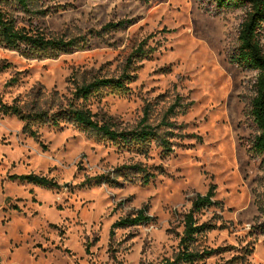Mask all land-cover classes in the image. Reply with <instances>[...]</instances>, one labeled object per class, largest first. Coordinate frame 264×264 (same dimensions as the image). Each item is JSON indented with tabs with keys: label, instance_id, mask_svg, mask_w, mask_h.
<instances>
[{
	"label": "rangeland",
	"instance_id": "1",
	"mask_svg": "<svg viewBox=\"0 0 264 264\" xmlns=\"http://www.w3.org/2000/svg\"><path fill=\"white\" fill-rule=\"evenodd\" d=\"M0 4L19 26L36 25L78 45L55 57L0 45L2 102L45 101L57 93L67 104L75 81L119 77L143 41V53L131 60L136 78L128 91L105 90L85 103L96 119L132 130L147 106L156 124L176 95L192 102L176 116L184 138H174L178 143L167 152L152 142L145 155L68 122L32 125L33 136L24 120L0 112L1 264L157 263L178 250L183 215L211 186L220 205L199 214L215 226L200 246L216 252L197 264H264V236L251 231L264 163L248 153L255 129L245 114L256 73L228 59L243 10L216 14L208 0H36L31 13ZM114 23L120 24L108 27ZM136 164L154 174L147 185L129 169ZM31 173L60 188L11 178ZM99 177L101 184L83 185ZM140 209L149 222L113 228ZM240 256L244 263L231 261Z\"/></svg>",
	"mask_w": 264,
	"mask_h": 264
},
{
	"label": "trees",
	"instance_id": "2",
	"mask_svg": "<svg viewBox=\"0 0 264 264\" xmlns=\"http://www.w3.org/2000/svg\"><path fill=\"white\" fill-rule=\"evenodd\" d=\"M3 4L11 3L13 8L20 11L33 12V4L36 0H1ZM147 1V0H143ZM216 14L229 10H243L244 16L239 25L235 44L228 51V59L239 67L256 73L253 83V95L250 98L245 114L255 129V134L248 144V153L253 158H259L264 163V0H208ZM6 2V3H4ZM37 13V12H36ZM42 14V12H38ZM120 24V23H119ZM119 24H110L108 27H118ZM75 39H65L63 36H55L47 33L38 26H19V21L8 8L0 4V45L5 48L18 51L25 56L55 57L60 52H68L75 49ZM77 45V46H76ZM145 41L141 42L128 58L129 66L119 77L92 76L86 81H75L72 99L63 104L57 93L49 96L48 100L32 99L29 103L6 104L0 99V112L6 115L17 116L24 120V131L36 136L31 130L32 125H49L61 127L68 122L79 127L98 138L110 140L120 148L134 151L139 154H147L151 143L155 142L163 151H171L176 145L174 138H184L183 125L178 123L176 116L179 112L185 113L191 101L182 95H176L172 104L168 107L163 117L156 124L149 122L150 107L144 108V115L137 126L132 130H118L109 122H100L96 119V113L88 108L85 103L91 99H100L104 91L120 94L126 93L128 85L136 76L130 72L134 70L132 59H138L143 53ZM131 64V65H130ZM42 101V102H41ZM44 103V104H43ZM181 131V132H179ZM136 169L140 173L142 182L147 185L154 174L141 164L132 165L129 169ZM12 179L21 182H31L49 189L60 188V185L42 175L25 174L13 175ZM103 177L86 179L83 185H97L102 183ZM220 205L215 199V186H211L205 194H197L192 200L191 208L183 215V232L180 237L178 250L171 256L165 257L157 263L145 264H197L199 261L213 255L216 251L203 248L200 240L203 235L215 228L212 222H201L199 214L211 206ZM18 209L17 206H14ZM259 214L255 217L251 231L264 236V193L258 207ZM151 216L145 209H140L136 215L117 220L113 228H126L147 223ZM242 259L243 256L233 258L231 261ZM233 263V262H231ZM1 264V262H0Z\"/></svg>",
	"mask_w": 264,
	"mask_h": 264
}]
</instances>
